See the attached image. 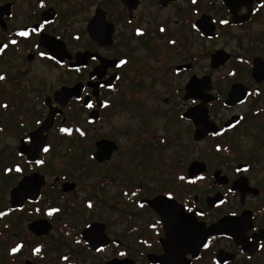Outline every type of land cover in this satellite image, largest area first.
I'll return each mask as SVG.
<instances>
[{
  "label": "flooded vegetation",
  "instance_id": "1",
  "mask_svg": "<svg viewBox=\"0 0 264 264\" xmlns=\"http://www.w3.org/2000/svg\"><path fill=\"white\" fill-rule=\"evenodd\" d=\"M0 49V264H264V0H0Z\"/></svg>",
  "mask_w": 264,
  "mask_h": 264
},
{
  "label": "rangeland",
  "instance_id": "2",
  "mask_svg": "<svg viewBox=\"0 0 264 264\" xmlns=\"http://www.w3.org/2000/svg\"><path fill=\"white\" fill-rule=\"evenodd\" d=\"M128 119V117L126 115H121V116H118L117 118H115V124H121V123H125V124H130L131 123V120H129V122H126V120ZM97 128V127H96ZM97 133V132H95ZM163 134V131H157V135H162ZM147 149H142L141 150V154L139 156V159L137 160V163H140L141 164V173L143 174H140V181L142 183V185H146L148 187V184L150 185L152 182V179L155 178V171L151 168V163H150V160L151 158H155L154 155H150V154H147L148 152H150L149 150L147 152H145ZM76 156H77V159H76V163H78L79 167L82 168L83 171L86 170V162L87 160H84V157L82 158L81 156H83V153L80 154L78 151L76 152ZM192 155L189 151V154H188V158H191ZM82 158V159H81ZM129 158L131 159V157H127V159H125V161L127 162L129 160ZM155 161L158 160L157 158L154 159ZM158 163V161H157ZM132 171H133V165L132 163H130V167H129ZM98 173H100L98 171ZM86 179L87 178H83L82 179V184H84L86 182ZM149 188V187H148ZM83 193H79L77 195V197H79L80 199H83ZM3 248V246H1ZM0 247V250H2V248ZM0 253H3L2 251H0ZM54 256L50 255L48 256V258H53Z\"/></svg>",
  "mask_w": 264,
  "mask_h": 264
},
{
  "label": "snow or ice",
  "instance_id": "3",
  "mask_svg": "<svg viewBox=\"0 0 264 264\" xmlns=\"http://www.w3.org/2000/svg\"><path fill=\"white\" fill-rule=\"evenodd\" d=\"M193 3H196V0H193ZM221 23H226V22H225V21H221ZM162 31H163V29H162ZM138 34H139V30H138ZM19 35H21V36H27L28 33H27V32H20ZM13 43H15V41H13ZM0 51H2V49H0ZM41 55H44V53H41ZM124 63H125V61H121V64H124ZM0 79H3V77L0 76ZM87 106H88L89 108H91V107H92V104H91V103H88ZM61 131H62V132H70L71 129L62 128ZM44 151L47 152V151H48V148L45 147V148H44ZM36 163L39 164V163H42V161H39V160H38V161H36ZM16 171L19 172V171H21V169H20L19 167H17V168H16ZM180 179H184V177H180ZM89 207H92V205L89 204ZM55 211H58V210H57V209H52V210H50L49 215H51L52 212H55ZM0 215H3V213H0ZM18 248H19V246H17V248H13V249H12L13 253H15V252L18 250ZM36 251H39V249H36Z\"/></svg>",
  "mask_w": 264,
  "mask_h": 264
},
{
  "label": "water",
  "instance_id": "4",
  "mask_svg": "<svg viewBox=\"0 0 264 264\" xmlns=\"http://www.w3.org/2000/svg\"><path fill=\"white\" fill-rule=\"evenodd\" d=\"M162 202H167V201L163 197H158V198H155L153 200H144L143 201L144 204H146V205H148V206H150L152 208H155L157 205L161 204ZM85 233H87V231Z\"/></svg>",
  "mask_w": 264,
  "mask_h": 264
}]
</instances>
